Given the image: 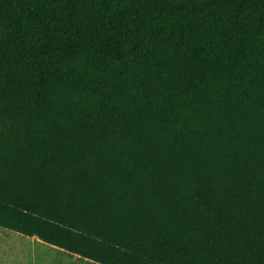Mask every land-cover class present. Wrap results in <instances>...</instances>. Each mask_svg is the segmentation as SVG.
<instances>
[{
	"label": "trees",
	"instance_id": "trees-1",
	"mask_svg": "<svg viewBox=\"0 0 264 264\" xmlns=\"http://www.w3.org/2000/svg\"><path fill=\"white\" fill-rule=\"evenodd\" d=\"M0 227L264 264V0H0Z\"/></svg>",
	"mask_w": 264,
	"mask_h": 264
},
{
	"label": "rangeland",
	"instance_id": "rangeland-1",
	"mask_svg": "<svg viewBox=\"0 0 264 264\" xmlns=\"http://www.w3.org/2000/svg\"><path fill=\"white\" fill-rule=\"evenodd\" d=\"M0 264H98L0 227Z\"/></svg>",
	"mask_w": 264,
	"mask_h": 264
},
{
	"label": "crops",
	"instance_id": "crops-1",
	"mask_svg": "<svg viewBox=\"0 0 264 264\" xmlns=\"http://www.w3.org/2000/svg\"><path fill=\"white\" fill-rule=\"evenodd\" d=\"M76 256V255H75ZM87 260V259H86Z\"/></svg>",
	"mask_w": 264,
	"mask_h": 264
}]
</instances>
